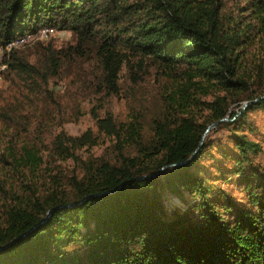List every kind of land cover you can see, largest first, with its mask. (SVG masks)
Masks as SVG:
<instances>
[{
  "label": "trees",
  "instance_id": "1",
  "mask_svg": "<svg viewBox=\"0 0 264 264\" xmlns=\"http://www.w3.org/2000/svg\"><path fill=\"white\" fill-rule=\"evenodd\" d=\"M41 26L75 38L0 60L18 90L0 87V264H264L261 146L244 131L264 110V0H0V47ZM67 77L95 99L96 129L49 130L41 147L64 113L48 84ZM122 94L130 110L117 119L106 104ZM138 96L155 101L146 128ZM225 115L226 141L202 138ZM219 148L218 178L243 196L200 163ZM55 158L76 167L40 174ZM167 192L188 194L184 208Z\"/></svg>",
  "mask_w": 264,
  "mask_h": 264
},
{
  "label": "rangeland",
  "instance_id": "2",
  "mask_svg": "<svg viewBox=\"0 0 264 264\" xmlns=\"http://www.w3.org/2000/svg\"><path fill=\"white\" fill-rule=\"evenodd\" d=\"M75 35L74 33L69 29H61L59 32H56L55 35L50 37L48 40L44 41L43 43H46L48 41H51L55 47H61L66 43L74 41ZM36 42H32L30 44L24 45L19 47L27 48L30 45L34 44ZM3 51V50H2ZM2 51H0V55L2 54ZM4 69L0 70V87L4 91L5 94H15L18 93L17 90V83L14 81H11L7 79L4 76ZM153 81V78H151ZM126 81V80H124ZM48 89H50L53 92V97L61 102L63 104L64 113L59 114L57 112L52 116V120L50 121V124H47L45 127V132L43 135L45 144L41 147H45L47 145L50 136L47 135V132L49 130H52L54 133L59 131L60 129L65 130L69 134H78L87 127H91L92 129H96V125L94 122V119L91 115L92 108H95L97 111L99 110L95 106V99L92 96H89L88 94L85 95H78L75 96V91L73 89L72 83H70L69 78H64L60 80H51L48 84ZM141 92V89L137 90V95H139ZM9 98L11 96L8 95ZM139 98V96H138ZM140 99V98H139ZM139 103L141 104V108L145 110V116H144V123L145 128L148 126L149 122V116L155 111V101L152 99H140ZM244 101H242L243 103ZM242 105V104H241ZM247 105V104H246ZM245 105V106H246ZM106 106L112 110L115 117L117 119H125L128 115L130 105L128 104V101L125 96L119 95V96H111L108 98V102ZM244 106V107H245ZM236 109L234 106L232 108ZM233 118V117H232ZM248 121L244 127V131L249 135V137L259 141L261 150L259 151L256 160L259 161L264 166V110L257 109L254 111L249 112L248 115ZM249 127L252 128L249 129ZM228 129L221 126H215L211 128L207 132L206 138L210 140L211 143L216 142H225L228 137ZM109 140L106 139L105 142L94 145L90 148L82 149L83 155L87 154L88 152H92L94 154H99L103 147L108 144ZM228 145V144H227ZM45 151V149H42ZM222 149L219 148L217 151H212L211 154H207L203 160L200 161L201 164H203L204 169L208 173L210 177H213L215 180L212 181L213 184L218 185L220 188L225 189L227 191H231L238 196H243V192H239L237 187L234 185L233 180L234 177L231 178L230 181L226 182L224 180H221L218 178L219 173L217 171L218 167H223V165H227L229 161H227L224 157L218 153V151H221ZM45 160V157H44ZM53 164H51L49 161H44L42 166L40 167V174L42 173H54L55 167L52 165L54 164H60L62 166V170L65 172H69L72 170L73 167H76V164L72 159H58L55 158L53 160ZM47 176L43 177L42 175L39 176L40 181H46ZM165 203L167 207H179L184 208L186 204V199L188 197V194H184V196L180 197L178 195L171 194L170 192L165 193Z\"/></svg>",
  "mask_w": 264,
  "mask_h": 264
},
{
  "label": "built area",
  "instance_id": "3",
  "mask_svg": "<svg viewBox=\"0 0 264 264\" xmlns=\"http://www.w3.org/2000/svg\"><path fill=\"white\" fill-rule=\"evenodd\" d=\"M59 28L52 27V26H41L36 29H30L27 30L11 40H9L4 47H0V51H2V54L5 51H8L12 48H19L21 46L30 44L32 42H38V41H46L53 35H55L56 32H59ZM2 54L0 55V60L2 57ZM5 64L0 63V70L4 69Z\"/></svg>",
  "mask_w": 264,
  "mask_h": 264
},
{
  "label": "water",
  "instance_id": "4",
  "mask_svg": "<svg viewBox=\"0 0 264 264\" xmlns=\"http://www.w3.org/2000/svg\"><path fill=\"white\" fill-rule=\"evenodd\" d=\"M249 102H250L249 100L244 101V102L242 103L241 107L244 108V106H245L246 104H248ZM230 119H232V117H229L228 115H225V116H223V117H221V118H218V119H216V120L210 122V123L207 125V127H206V129H205V132H204L203 135H202V138L205 136V134H206L211 128L217 126V124H218L220 121H222V120H230ZM201 143H202V139H201V141H200L199 144H201ZM182 162H185V161H178V162H175V163H172V164H180V163H182ZM160 169H161V168H160ZM152 175H154V174H151V176H152ZM144 176H148V175H144ZM72 203H73V202H69V203H67V204H72ZM50 210H51V209H50ZM48 213H49V211H48Z\"/></svg>",
  "mask_w": 264,
  "mask_h": 264
}]
</instances>
